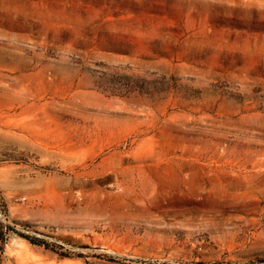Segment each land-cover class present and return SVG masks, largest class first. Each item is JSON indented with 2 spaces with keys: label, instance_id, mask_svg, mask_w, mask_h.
Here are the masks:
<instances>
[{
  "label": "rangeland",
  "instance_id": "1",
  "mask_svg": "<svg viewBox=\"0 0 264 264\" xmlns=\"http://www.w3.org/2000/svg\"><path fill=\"white\" fill-rule=\"evenodd\" d=\"M0 264H264V0H0Z\"/></svg>",
  "mask_w": 264,
  "mask_h": 264
}]
</instances>
